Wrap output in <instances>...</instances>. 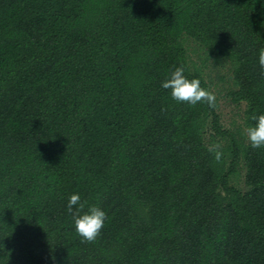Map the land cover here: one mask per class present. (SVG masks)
<instances>
[{"label": "trees", "instance_id": "obj_1", "mask_svg": "<svg viewBox=\"0 0 264 264\" xmlns=\"http://www.w3.org/2000/svg\"><path fill=\"white\" fill-rule=\"evenodd\" d=\"M183 35L230 59L253 126L264 0H0V264H264V147L161 87L182 66L209 90ZM73 193L106 213L94 243Z\"/></svg>", "mask_w": 264, "mask_h": 264}, {"label": "rangeland", "instance_id": "obj_2", "mask_svg": "<svg viewBox=\"0 0 264 264\" xmlns=\"http://www.w3.org/2000/svg\"><path fill=\"white\" fill-rule=\"evenodd\" d=\"M181 43L185 49L187 63L191 69L201 73L208 84L210 91L216 95V111L219 114V121L223 128L228 129L240 143L247 142L245 122L246 104L235 103L228 96V92L233 88L231 71L233 64L227 56L215 54L206 46L201 45L193 38L183 35ZM203 133L204 141L208 146L219 144L220 151L226 156L227 138L212 134L207 125ZM227 160V159H226ZM245 168L241 162L238 163L236 170L231 173L229 182L240 190H245L244 183Z\"/></svg>", "mask_w": 264, "mask_h": 264}, {"label": "clouds", "instance_id": "obj_3", "mask_svg": "<svg viewBox=\"0 0 264 264\" xmlns=\"http://www.w3.org/2000/svg\"><path fill=\"white\" fill-rule=\"evenodd\" d=\"M258 63L264 70V48L259 50ZM161 87L170 90L171 97L177 102L193 106L197 103H206L213 109L217 106L215 93L202 87L199 79H188L184 75L182 66L171 71L168 77L162 81ZM252 119L255 124L246 129L247 139L252 148H262L264 147V114L254 115ZM220 147L217 143L208 148L209 152L214 153L217 162L223 155ZM86 203V201H81L78 193H73L68 198L67 209L72 215L75 231L82 238V242L94 243L104 226L106 213L97 206H91L87 211H84ZM74 206L77 207L74 209Z\"/></svg>", "mask_w": 264, "mask_h": 264}]
</instances>
